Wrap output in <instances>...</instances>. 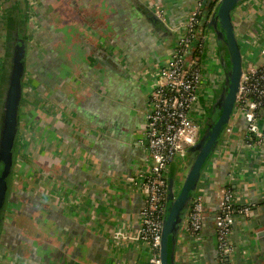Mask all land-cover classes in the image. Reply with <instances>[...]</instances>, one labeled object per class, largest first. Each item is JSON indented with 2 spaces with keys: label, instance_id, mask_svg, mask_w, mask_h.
<instances>
[{
  "label": "crops",
  "instance_id": "0c3cea01",
  "mask_svg": "<svg viewBox=\"0 0 264 264\" xmlns=\"http://www.w3.org/2000/svg\"><path fill=\"white\" fill-rule=\"evenodd\" d=\"M203 1L0 0V73L8 40L26 43L14 182L24 173L42 179L34 193L22 188L24 211L9 207L1 264H148L147 247L131 240L145 198L129 179L146 165L138 141L151 84L176 44L173 30ZM233 20L244 64L262 65L250 44H264V0L245 2ZM217 50L213 38L211 89L224 73ZM226 130L197 189L204 230L195 237L182 226L175 264H217L212 222L224 188L237 206L252 205L248 217L236 213L227 264H264V144L248 145L242 118ZM177 165L180 184L186 170ZM37 226L47 228L42 240ZM120 227L131 245L112 241Z\"/></svg>",
  "mask_w": 264,
  "mask_h": 264
},
{
  "label": "built area",
  "instance_id": "2783aa9c",
  "mask_svg": "<svg viewBox=\"0 0 264 264\" xmlns=\"http://www.w3.org/2000/svg\"><path fill=\"white\" fill-rule=\"evenodd\" d=\"M214 1V0H209ZM215 6V5H214ZM201 2L179 24L173 32L177 40L169 56L160 63L147 97L144 112L142 137L138 141L147 154L145 168L129 182L145 198L140 212L141 226L131 237L143 243L150 254L148 264H162L160 249L162 229L167 213V174L172 163L185 166L188 150L200 140L204 108L213 102L210 87L212 76L207 70L211 52L210 34L199 28L202 12ZM264 36V32L262 34ZM264 57V44L252 43ZM210 74V75H209ZM264 112V63L260 66L244 64V72L237 93L236 105L228 125V132L234 123L242 118L247 124V142L250 147L264 144V127L261 115ZM226 130V131H227ZM230 189L224 188L219 195L216 232L222 256L228 260L233 253L229 244L236 213L249 216L251 208L245 206L239 211ZM206 222V209L202 195L196 191L183 225L193 236L200 237ZM112 234L116 245H131L121 230ZM134 243V242H133Z\"/></svg>",
  "mask_w": 264,
  "mask_h": 264
},
{
  "label": "water",
  "instance_id": "95a60500",
  "mask_svg": "<svg viewBox=\"0 0 264 264\" xmlns=\"http://www.w3.org/2000/svg\"><path fill=\"white\" fill-rule=\"evenodd\" d=\"M249 0H214L207 6H216L212 13L204 12L202 26L212 33L217 44V58L224 67L225 91L212 102L211 112L205 114L199 142L189 149L182 183L175 182V166L170 165L167 181L168 209L163 223L160 260L162 264H175L177 239L193 197L199 187L204 169L215 153L227 129L235 109L237 93L244 72V60L234 25L237 8ZM156 18L157 22L160 20ZM208 22V25H207ZM14 48L8 52L5 72L7 82L4 91L0 127V239L3 233L6 207L13 190V174L16 164L15 149L19 142L20 110L23 100V84L26 74V43L14 36ZM8 67V68H7ZM189 156L191 160L189 161ZM228 262V260H227Z\"/></svg>",
  "mask_w": 264,
  "mask_h": 264
},
{
  "label": "rangeland",
  "instance_id": "374dc122",
  "mask_svg": "<svg viewBox=\"0 0 264 264\" xmlns=\"http://www.w3.org/2000/svg\"><path fill=\"white\" fill-rule=\"evenodd\" d=\"M210 40H211V43H212L213 42V36H210ZM211 105H212V103L209 102L208 103V107H210ZM206 107H207V105L205 106V108ZM205 108H204V110H205ZM204 116H205V114H204ZM19 169H20V165L17 168V173H18ZM33 170L35 172L36 169L33 168ZM182 170H183V168H182ZM31 173L32 172H30V174ZM34 174H36V175L35 176H32V179H27L26 178L27 179L26 180L25 179L26 173H24V174H22V176H17V178H16V180L14 182V189H13L14 191H13V195L11 197V204L15 208H16V206L19 207V205H20V208H19L20 211H22L23 208L26 206V203L21 202V201H23L22 194L24 193V191H23L22 188H24L27 192H30L31 191L32 193H34L32 191V189H34V188H32L31 186H35L38 183H39L38 185H40V180H42V179H40L41 178V176H40L41 172L40 173L38 172V174L35 172ZM182 181L183 180L181 178L180 183H182ZM13 211H15V210H12L10 213L7 214V216L8 217L13 216V215H11ZM40 216H42V215L40 214ZM15 217H16V214L14 215V218ZM22 222L24 223L23 220H22ZM24 224L26 225V223H24ZM33 234L35 235V237H37L38 235H40V239L42 240V238L45 237V234H47V228L37 226L36 229L34 230Z\"/></svg>",
  "mask_w": 264,
  "mask_h": 264
},
{
  "label": "flooded vegetation",
  "instance_id": "af4514ba",
  "mask_svg": "<svg viewBox=\"0 0 264 264\" xmlns=\"http://www.w3.org/2000/svg\"><path fill=\"white\" fill-rule=\"evenodd\" d=\"M216 9V6H213V8H212V12H213V10H215ZM235 31H236V29H235ZM213 36V35H212ZM213 38L215 39V37L213 36ZM215 42H216V39H215ZM8 50V49H7ZM10 51V50H9ZM9 51H7V55L9 56V54H8V52ZM5 68H6V64H4V66H3V70L1 71V73H0V127H1V111H2V108H3V97H4V91H5V86H6V82H7V74H6V72H5ZM8 68V67H7ZM213 77V76H212ZM219 78H220V81L219 82H217V83H215L216 81V79H214L213 78V84H214V86H212V91H213V97H212V99H213V102L215 101V98L221 93L220 91V88L222 87V93L225 91V87H224V83H225V73H223V75H221V76H219ZM25 80V79H24ZM219 83V84H218ZM24 85V84H23ZM219 93V94H218ZM205 114L207 115V114H209L210 112H211V106L210 107H206L205 108ZM205 117V116H204ZM201 134H202V131H201ZM200 138H201V135H200ZM18 148V149H17ZM19 149H20V144H19V142L17 143V145H16V149H15V157H16V163H17V157H18V155H19ZM15 168H16V164H15ZM15 168H14V173H15ZM13 188H14V174H13ZM13 191V190H12ZM12 194H13V192H12ZM11 197H12V195H11ZM11 197H10V199H9V202H8V204H7V207H6V212H5V221H4V226H3V233H2V236H1V239H0V252H1V245H2V238H3V234H4V231H5V228H6V226H5V222H6V216H7V213H8V210H9V207H11L12 206V204H11ZM0 264H1V260H0Z\"/></svg>",
  "mask_w": 264,
  "mask_h": 264
},
{
  "label": "trees",
  "instance_id": "16d2710c",
  "mask_svg": "<svg viewBox=\"0 0 264 264\" xmlns=\"http://www.w3.org/2000/svg\"><path fill=\"white\" fill-rule=\"evenodd\" d=\"M208 2H209V0H204L203 1V8H202V12H201V14L199 15V19H200V21H201V23L200 24H202V21H203V17H204V12L205 11H212V8H210V7H208L207 6V4H208ZM207 25H208V23H207ZM199 28L200 29H202V30H204V31H206V27H204V26H200L199 25ZM14 41H15V39L14 38H10L9 40H8V44H7V49L8 50H6V51H11V49L12 48H14ZM9 51V52H10ZM7 57H8V55H7V52H6V55H5V57H4V64H6V61H7ZM18 149V148H17ZM189 151V150H188ZM189 153V152H188ZM190 154V153H189ZM191 160V156H189V161ZM243 207H245V206H235V209H236V211H239L241 208H243ZM249 208H251L252 209V205L251 206H248ZM167 209H168V202H167ZM165 217H166V215H165ZM217 218H218V213L216 212V214H215V216H214V219H213V222H212V224H213V227H214V236H215V242H216V263L217 264H227V260L222 256V252H221V250L219 249V246H218V241H217V232H216V220H217ZM229 244H231V242H230V240H229ZM232 245V244H231Z\"/></svg>",
  "mask_w": 264,
  "mask_h": 264
}]
</instances>
